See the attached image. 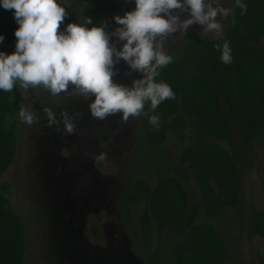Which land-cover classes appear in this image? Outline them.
Masks as SVG:
<instances>
[{
  "label": "rangeland",
  "instance_id": "obj_1",
  "mask_svg": "<svg viewBox=\"0 0 264 264\" xmlns=\"http://www.w3.org/2000/svg\"><path fill=\"white\" fill-rule=\"evenodd\" d=\"M220 4L231 9L234 6L231 0H220ZM133 7L132 0H71L60 28L96 13L106 32H111L118 26L112 16L123 15ZM187 15L180 13V19ZM229 16L221 20L217 14L214 18L221 22L222 30ZM201 31L202 26L193 23L183 35L179 31L168 34L162 50L176 55L190 38L213 37ZM110 43L119 50L122 42L111 37ZM260 46L264 48V41ZM113 70L111 79L125 86H131L141 75L122 60L114 63ZM19 93L21 107L32 110L35 116L31 125L16 116V157L0 178V192L24 224L27 264H147L134 247L138 235L135 218L143 204L130 208L131 229L124 219L123 198L134 178L154 186L157 173H161L182 180L190 206L199 201L198 188L178 158L181 145L168 135L160 147L163 159L156 160L143 146L138 115L127 121H122L118 112L103 120L93 118L87 108L89 100L71 90L52 97L40 86H19ZM44 108L52 111L55 124L47 123ZM62 111L74 121L72 133L63 130ZM103 129L110 132L105 143L100 138L98 141ZM263 156L264 124L258 140L244 148L239 208H226L211 220L226 244L225 264H264V240L250 232L248 223L252 210L264 209ZM204 220L203 215L198 219ZM92 224L99 228V237L93 235ZM171 236L166 234V252Z\"/></svg>",
  "mask_w": 264,
  "mask_h": 264
},
{
  "label": "trees",
  "instance_id": "obj_2",
  "mask_svg": "<svg viewBox=\"0 0 264 264\" xmlns=\"http://www.w3.org/2000/svg\"><path fill=\"white\" fill-rule=\"evenodd\" d=\"M246 10L233 6L223 31L232 60L222 63L218 41L194 37L184 41L172 61L158 69L157 81L170 85L174 96L155 110L145 102L138 115L143 146L156 160L163 159L161 145L168 135L181 145L179 161L189 170L200 194L190 206L182 180L157 173L151 186L133 179L123 198L122 211L132 229L130 208L143 204L135 218L138 235L134 247L147 264H225L226 244L212 219L241 203L240 165L244 148L254 144L264 124V0H244ZM12 11L0 8V51H14L17 27ZM101 24L96 13L92 25ZM19 83L0 90V178L13 163L17 148L16 116L22 98ZM159 115V127L148 115ZM108 132H103L102 141ZM264 179V156L262 161ZM206 219L198 221L200 216ZM250 232L264 240V209L248 218ZM95 237L99 228L91 225ZM171 243L165 251L166 234ZM25 227L20 215L0 192V264H27Z\"/></svg>",
  "mask_w": 264,
  "mask_h": 264
},
{
  "label": "clouds",
  "instance_id": "obj_3",
  "mask_svg": "<svg viewBox=\"0 0 264 264\" xmlns=\"http://www.w3.org/2000/svg\"><path fill=\"white\" fill-rule=\"evenodd\" d=\"M134 7L123 15L112 16L117 27L105 31L104 24L92 25L91 17H80V22L63 23L65 8L71 0H0V8L13 10L17 27L14 51H0V90L11 91L15 84L25 89L40 86L52 97L71 90L89 100L91 117L103 120L119 113L122 121L143 113L145 102L155 110L174 93L166 82L157 81L158 69L169 64L172 56L162 50V41L168 34L179 31L182 35L189 25L202 26L204 34L222 41L213 47L220 48L222 63L232 60L231 48L223 39L221 20L228 17L230 7H222L220 0H132ZM246 10L244 0H231ZM171 10H178L173 13ZM187 18L180 19V13ZM59 29V30H58ZM120 43L119 50L110 38ZM3 36L0 35V41ZM122 60L129 69L140 73L131 86L115 83L113 65ZM47 123L56 119L49 108L43 109ZM20 120L31 125L35 113L21 107ZM63 130L72 133L74 121L67 112L60 113ZM148 122L159 127V115H148Z\"/></svg>",
  "mask_w": 264,
  "mask_h": 264
},
{
  "label": "flooded vegetation",
  "instance_id": "obj_4",
  "mask_svg": "<svg viewBox=\"0 0 264 264\" xmlns=\"http://www.w3.org/2000/svg\"><path fill=\"white\" fill-rule=\"evenodd\" d=\"M99 20L101 21V19L99 18ZM101 24H104L102 21H101ZM105 31H106V27H105ZM103 132H108V136H107V139L105 140V141H102V134H103ZM99 138H100V140H101V142L102 143H105L109 138H110V132L109 131H107V130H102L101 132H99V134H98V141H99ZM17 149V148H16ZM14 162V161H13Z\"/></svg>",
  "mask_w": 264,
  "mask_h": 264
}]
</instances>
